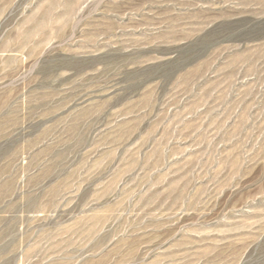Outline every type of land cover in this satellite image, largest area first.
<instances>
[{"label": "rangeland", "instance_id": "obj_1", "mask_svg": "<svg viewBox=\"0 0 264 264\" xmlns=\"http://www.w3.org/2000/svg\"><path fill=\"white\" fill-rule=\"evenodd\" d=\"M0 264H264V0H0Z\"/></svg>", "mask_w": 264, "mask_h": 264}]
</instances>
